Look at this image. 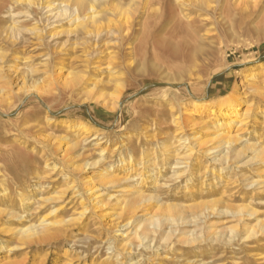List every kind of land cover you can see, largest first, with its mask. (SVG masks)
Segmentation results:
<instances>
[{"label":"rangeland","instance_id":"374dc122","mask_svg":"<svg viewBox=\"0 0 264 264\" xmlns=\"http://www.w3.org/2000/svg\"><path fill=\"white\" fill-rule=\"evenodd\" d=\"M26 1L0 0V264H264V0L102 7L95 35ZM227 94L230 145L191 105Z\"/></svg>","mask_w":264,"mask_h":264},{"label":"bare ground","instance_id":"6f19581e","mask_svg":"<svg viewBox=\"0 0 264 264\" xmlns=\"http://www.w3.org/2000/svg\"><path fill=\"white\" fill-rule=\"evenodd\" d=\"M142 1L143 0H129L126 4H124V3L120 2L119 0H45L41 4V7H42V9H46V12L51 13V17H48L47 21H49L50 18H63V19L67 20L68 24H71L73 26L70 29V31L89 33V34H94V33L98 34V33H100V31L109 27L110 22H112L105 15L100 14V11H99L100 8L108 7L110 9V14L112 16L122 17L121 20H124L123 23H128V20L130 18L134 17L135 14L139 12L140 6L142 5L141 4ZM212 1L213 0H174V2L178 3L181 10H184L185 14H190L191 11L196 12V10H199V12H200V10H207L210 8L209 4ZM144 2H145V0H144ZM33 3H34V1L28 0L25 2V5L27 8H30L33 5ZM211 6H213V5H211ZM54 10H56V11L53 12ZM197 13H198V11H197ZM27 14L29 15L30 13H27ZM192 14H195V13H192ZM195 16H197V15H195ZM13 27L15 29V26H13ZM26 29H28V28H26ZM34 29H35V27H34ZM27 31H29V30H27ZM25 62L26 61H24L23 64H25ZM252 71H253V69H251L250 73L247 75L248 80L253 79ZM8 73H10V75H12V77L15 80L20 79L23 83L25 82L26 73H25V71L21 70V67L19 65L11 66L10 69H8ZM243 103L244 102L241 100L240 97H237V96L235 97L234 94H227L225 96L218 98L215 102L214 101H201V100L194 99V100H192L191 105L194 106L195 108H198L199 110L202 109V110L206 111L205 115L207 118H209L212 121L211 124L213 125V128H214V132H213L214 138L213 139H218L219 143L221 142L224 145H230L231 143H234L235 141H237V137L235 135H231V133H230L231 125L234 122H237L238 124H240L239 126H241L242 124L245 123L243 121H244V118H246V117L241 118V116H245L246 113L248 112V109H246V108L243 109V107H242ZM184 112H186V113L188 112L187 114L191 113L190 111H184ZM71 127L81 131L82 134H88L90 132V127H88L86 125L84 126V125H82V123L74 124ZM177 142H179V145L185 143V141L182 139H178ZM197 143H198V141L196 140L194 145H196ZM202 144H203V142H201L200 145H202ZM216 148L217 147L208 148L207 150H205V154H210ZM189 150L190 149H188L187 151H189ZM255 151H256V149H255ZM257 154H258V157L264 156V150L263 149L258 150ZM98 162L99 161H97L94 164H97ZM100 179L106 183H113L116 180L117 181L124 180L127 182V180H128V178H118V177L115 178L112 174L108 173L107 169H105L104 171H101ZM143 202H145V200ZM25 203L29 204L30 200L29 199L26 200ZM138 203H139V200H131L129 203L125 204L129 208V211L127 213L125 226L129 225L131 223L130 220H131L132 215L134 214V212L137 208L136 206L138 205ZM16 218L18 221H20L21 219H19V218H22V216L18 214V215H16ZM145 221H143V220L140 221V223H138L136 226H138V228H139L141 226V224H143ZM17 230L21 234L35 232V230L32 226L22 227V228H19ZM145 230H147V229H145ZM250 234H251L250 232H248V233L246 232V238L247 239L249 238Z\"/></svg>","mask_w":264,"mask_h":264}]
</instances>
